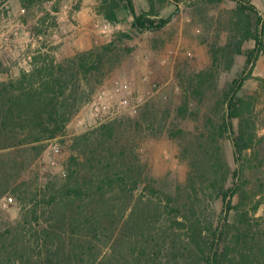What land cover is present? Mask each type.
<instances>
[{
	"label": "rangeland",
	"instance_id": "rangeland-1",
	"mask_svg": "<svg viewBox=\"0 0 264 264\" xmlns=\"http://www.w3.org/2000/svg\"><path fill=\"white\" fill-rule=\"evenodd\" d=\"M133 2L138 14L147 10L145 0ZM253 3L264 14V0ZM98 4L0 0V81L29 71L40 50L63 65L75 107L64 132L51 140L34 143L20 130L0 131V264H203L173 218L179 211L215 222L220 214L221 201L206 183L212 137L230 172L237 167L228 134L212 131L221 123L223 91L242 75L246 60L236 56L226 72L213 58L235 4L167 0L160 15L167 24L143 33L130 27L124 11L108 22ZM87 51L93 55L83 68L69 62ZM252 76L262 80L246 81L240 94L253 103L257 137L241 160L234 203L241 200L264 248V51ZM116 173L146 180L153 191L144 192L141 183L132 193L129 183L120 192L104 187L76 202L40 204L39 223L30 225L34 204H46L70 175L95 186ZM7 197L12 202L3 208Z\"/></svg>",
	"mask_w": 264,
	"mask_h": 264
},
{
	"label": "trees",
	"instance_id": "trees-1",
	"mask_svg": "<svg viewBox=\"0 0 264 264\" xmlns=\"http://www.w3.org/2000/svg\"><path fill=\"white\" fill-rule=\"evenodd\" d=\"M21 1L25 5L26 2L52 0ZM145 1L147 10L139 14L135 10L133 0H98L97 11L110 23L118 22V12L124 11L132 19L130 27L139 33L162 29L168 22V18L160 17L167 0ZM232 1L235 7L229 12L226 40L222 46L213 49V58L221 61L226 72L232 68L236 56H244L246 60L242 75L235 78L223 91L221 123L218 129L212 128V131L217 136L228 134L237 167L230 172L217 140L212 137L205 150V154L209 156L205 169L206 183L214 198L221 201L220 214L214 222L201 220L197 216L189 217L176 211L173 223L185 231L188 247L202 259L203 264H264L261 234L254 232L248 212L241 206V200L234 203V198L241 190L243 173L241 160L256 144L253 103L240 92L246 81L262 80L252 76V69L256 59L264 51V14L259 12L253 0ZM250 41L254 43L253 48L245 49L244 45ZM92 55L93 51L82 52L69 62L75 67L83 68ZM62 71V64L56 62L48 53L37 50L32 57L29 71L22 70L16 78L0 81V131L11 134L20 130L21 134L26 135L34 143L51 140L63 133L74 114L75 107L70 102L72 98H69V93L74 92H71ZM234 121L236 127L233 126ZM35 149L38 155L43 146H36ZM230 175L233 181L228 185ZM102 176V179L98 178L95 186H92L93 180H89L87 186L79 185L73 174L70 175L65 184L50 196L46 204L44 200L42 203L34 204L30 210L33 219L29 222L30 225L39 223V217L36 215L40 204L53 207L61 200L76 202L82 200L85 194L99 193L104 187H111L120 192L124 191L125 185L129 183H133L132 193L141 183H144V192L153 191L151 184L146 180L127 178L124 173ZM84 179L86 180V177ZM37 196L36 194L35 198ZM158 203H162L166 208L169 205L168 202ZM1 249L0 247V251ZM21 251L20 246L13 247V254L18 255ZM21 256L22 254L19 255V259ZM11 262L17 264L19 260L13 259Z\"/></svg>",
	"mask_w": 264,
	"mask_h": 264
},
{
	"label": "built area",
	"instance_id": "built-area-1",
	"mask_svg": "<svg viewBox=\"0 0 264 264\" xmlns=\"http://www.w3.org/2000/svg\"><path fill=\"white\" fill-rule=\"evenodd\" d=\"M53 151L54 152H58V149L56 147H53ZM11 202H12V198L11 197L4 198L2 200V202H1V206L3 208H6Z\"/></svg>",
	"mask_w": 264,
	"mask_h": 264
}]
</instances>
